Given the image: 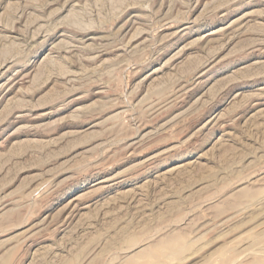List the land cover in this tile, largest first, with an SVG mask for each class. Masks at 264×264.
<instances>
[{"label": "rangeland", "instance_id": "1", "mask_svg": "<svg viewBox=\"0 0 264 264\" xmlns=\"http://www.w3.org/2000/svg\"><path fill=\"white\" fill-rule=\"evenodd\" d=\"M263 262L264 0H0V264Z\"/></svg>", "mask_w": 264, "mask_h": 264}, {"label": "bare ground", "instance_id": "2", "mask_svg": "<svg viewBox=\"0 0 264 264\" xmlns=\"http://www.w3.org/2000/svg\"><path fill=\"white\" fill-rule=\"evenodd\" d=\"M176 252V251H175ZM263 252V251H262ZM251 261V260H250ZM254 261V260H253ZM255 263V262H254ZM264 263V262H263Z\"/></svg>", "mask_w": 264, "mask_h": 264}]
</instances>
